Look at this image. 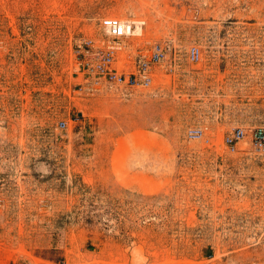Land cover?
<instances>
[{
	"label": "rangeland",
	"instance_id": "1",
	"mask_svg": "<svg viewBox=\"0 0 264 264\" xmlns=\"http://www.w3.org/2000/svg\"><path fill=\"white\" fill-rule=\"evenodd\" d=\"M104 19L118 72L168 42L148 86L88 72ZM257 128L264 0H0V264H264Z\"/></svg>",
	"mask_w": 264,
	"mask_h": 264
},
{
	"label": "built area",
	"instance_id": "2",
	"mask_svg": "<svg viewBox=\"0 0 264 264\" xmlns=\"http://www.w3.org/2000/svg\"><path fill=\"white\" fill-rule=\"evenodd\" d=\"M102 26L103 30L106 28V32H103V35L108 38L104 47L99 45L100 48H95L93 52L92 48L94 45L92 39H83L78 43L81 53L91 54L92 56L91 61H86L88 72L95 76L96 82L104 80L120 88H142L148 86L152 79V65L166 58L169 50L168 42L158 41L153 43L150 49L138 59L135 72L122 73L114 68L113 62L115 52L121 46L113 40L133 34V26L131 23L126 22L121 24V21L117 19H104L102 21ZM187 55L190 61H197L200 57V50L197 46H191ZM64 126L65 122L61 121L60 127ZM253 133L252 139L255 145L259 147L263 146L264 128H257ZM243 135L244 130L242 128H235L234 131L225 137L226 145L233 150L236 142H238ZM189 136L192 138L200 137L201 131L191 130Z\"/></svg>",
	"mask_w": 264,
	"mask_h": 264
},
{
	"label": "bare ground",
	"instance_id": "3",
	"mask_svg": "<svg viewBox=\"0 0 264 264\" xmlns=\"http://www.w3.org/2000/svg\"><path fill=\"white\" fill-rule=\"evenodd\" d=\"M124 21H121V24L123 23Z\"/></svg>",
	"mask_w": 264,
	"mask_h": 264
}]
</instances>
